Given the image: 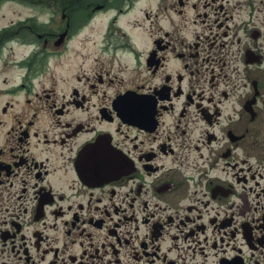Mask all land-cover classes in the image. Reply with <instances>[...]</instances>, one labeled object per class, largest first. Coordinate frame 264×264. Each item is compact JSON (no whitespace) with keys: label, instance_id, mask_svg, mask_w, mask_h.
Listing matches in <instances>:
<instances>
[{"label":"flooded vegetation","instance_id":"af4514ba","mask_svg":"<svg viewBox=\"0 0 264 264\" xmlns=\"http://www.w3.org/2000/svg\"><path fill=\"white\" fill-rule=\"evenodd\" d=\"M6 4L0 264H264V0Z\"/></svg>","mask_w":264,"mask_h":264},{"label":"rangeland","instance_id":"374dc122","mask_svg":"<svg viewBox=\"0 0 264 264\" xmlns=\"http://www.w3.org/2000/svg\"><path fill=\"white\" fill-rule=\"evenodd\" d=\"M11 10L12 7L10 6V4L3 5L0 8V27L8 23V21L14 16L13 14L11 15ZM16 10L20 11L22 16L27 14L26 10L23 8L16 7ZM14 51L17 52V55H19L20 53H24V50H21V48H15Z\"/></svg>","mask_w":264,"mask_h":264}]
</instances>
